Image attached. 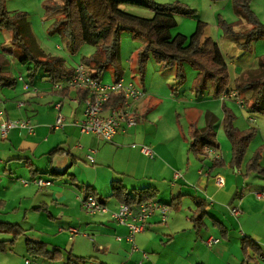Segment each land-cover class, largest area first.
I'll return each mask as SVG.
<instances>
[{
    "label": "crops",
    "instance_id": "obj_1",
    "mask_svg": "<svg viewBox=\"0 0 264 264\" xmlns=\"http://www.w3.org/2000/svg\"><path fill=\"white\" fill-rule=\"evenodd\" d=\"M232 70L229 65L230 77ZM248 70L257 71L255 65ZM235 72L234 81L244 73ZM196 74H191L192 82ZM20 76L24 81L18 80L16 87L0 88V102L7 119L29 121L34 131L14 129L7 137H0V201L4 203V207L0 206V220L19 224L30 239L61 250L63 259L59 262L25 259L26 248H17L20 239L25 247L22 237L8 254H0V264H67L69 254L95 260L81 264H255L244 261L240 241L250 236L264 252V197H256L257 192H264V181L254 176L244 179L243 170L236 172L228 166L232 146L223 130V115L208 109L202 111L197 122H191L180 111L188 109L186 103L193 104L199 96L190 90V96L184 99L185 88L177 96L167 88L160 93L158 88L167 82L154 76L148 84L145 76L142 83L145 97L134 104L136 127L108 142L93 134H82L76 125L84 117V105L74 101L77 92L69 91L63 97L50 86V81L43 82L46 79L43 74L27 89L24 75ZM229 88L231 92L225 94L224 101L240 105V100L233 96L235 87ZM207 93L208 90L204 95ZM150 99L157 104L146 107ZM58 103L63 104L66 118L60 130L54 128ZM206 112L218 118L217 139L221 159L226 164L212 171L213 159L208 156L199 161L191 155L187 137L191 123L199 129L205 126ZM251 121L256 122L253 118ZM143 146L152 150V157L142 153ZM92 151L95 163L87 160ZM20 159H29L37 175ZM52 170L66 173L55 177L50 175ZM177 173L181 177L176 178ZM218 176L224 178L223 186L217 184ZM36 178L53 184L40 188L34 184ZM115 181H121L129 191L154 188L158 193L155 201L168 207L173 199L180 197V200L177 206L170 207L166 222L156 214L131 243L126 239L128 227L111 220L109 214L89 215L82 206L90 188L111 212L116 211L120 203L110 198ZM195 200L205 201L207 213L205 227L198 231L191 220L197 209ZM235 206L241 210L238 216L231 213ZM215 221L228 230L225 239L213 225ZM211 238L219 241L209 246ZM257 264H264V260H258Z\"/></svg>",
    "mask_w": 264,
    "mask_h": 264
},
{
    "label": "trees",
    "instance_id": "obj_2",
    "mask_svg": "<svg viewBox=\"0 0 264 264\" xmlns=\"http://www.w3.org/2000/svg\"><path fill=\"white\" fill-rule=\"evenodd\" d=\"M211 1L215 2L216 0ZM233 3L239 22L246 23L249 28L236 32L234 26L228 24L220 16L218 25L223 31V37L234 41L242 50L251 51L253 43L264 41V23L252 10L251 0H233ZM122 6L148 9L153 15L151 18L139 17L126 12L121 8ZM43 9L48 20H53L49 27V33L59 35L65 41L66 48L71 54L78 53L84 45L95 49V53L90 57H83L80 64H85L92 71L94 79L100 83H104L103 74L105 71L113 73L114 81L123 79L121 39L124 33H128L133 39L142 41V46L137 51L141 83L145 79L146 65L152 59L161 70H173L174 79L171 84V92L174 96L179 94L186 82V65L192 67L197 73L191 88L197 97L204 95L209 86L213 87L215 98L222 99L225 94L228 95L231 92L228 63L218 42L205 36L206 23L198 20L196 31L190 37L172 34V31L178 26V17H198L197 11L184 3L161 4L155 0H47L43 4ZM28 19L27 12H9L5 8V0H0V30H7L12 36V47L5 51L16 58L20 65L28 67L26 88L33 86L39 74L46 76L53 86L57 82L70 79L74 75L75 68H67L63 58L44 51L32 31ZM9 64L8 59L4 54H1L0 88L12 89L18 84L19 78L8 72ZM255 70L257 71H246L237 78L234 81V91L237 93L236 98L242 102V105L244 104L243 107L248 110L249 114H262L264 113V56L259 58ZM55 91L60 92L63 97H67L69 94L68 89ZM77 96L79 106L85 105V101L91 97L90 92L86 89L79 90ZM123 103L122 95H113L105 104V108H118ZM62 109L63 104L58 110V114L65 117ZM222 110L223 130L232 146V158L228 166L236 172L243 170L242 177L244 179L254 176L264 181V167L262 166L264 145L257 148L245 163L247 151L256 138L258 129L250 127L240 131L235 126L237 117L225 101L222 102ZM205 121V126L201 129L195 123L190 124L187 136L191 142L189 153L199 161H203L208 158L207 149L212 148L217 152L219 158H212L211 171L219 167L224 168L226 164L221 159V145L217 139L218 118L214 113L206 112ZM20 160L31 170L33 175H37V171L34 170L29 159ZM65 173V170L60 172L52 170L50 175L59 177ZM262 193L264 192L262 191ZM89 194L94 195L99 202L104 204L102 198L98 197L96 192L90 191V188L87 190L86 196ZM157 195V190L154 188L129 191L121 181H115L111 186L110 198L120 204L137 209L141 204L155 201ZM179 200L180 197L173 199L170 207L177 206L176 203ZM195 201L197 209L193 212L191 220L194 229L198 231L205 227L204 219L207 213L205 201ZM0 206L4 207L2 201H0ZM213 225L220 231L223 239L228 236V230L223 224L215 221ZM26 233L27 231L19 224L0 220V235L10 237L8 240L0 239V253L10 251L23 237L26 253L31 259H44L49 262H59L63 259L61 250L50 249L46 244L30 239ZM240 247L245 262L257 264L258 260H264L262 246L252 237H243ZM87 261L95 262L91 257L82 259L69 254L67 264H81Z\"/></svg>",
    "mask_w": 264,
    "mask_h": 264
},
{
    "label": "rangeland",
    "instance_id": "obj_3",
    "mask_svg": "<svg viewBox=\"0 0 264 264\" xmlns=\"http://www.w3.org/2000/svg\"><path fill=\"white\" fill-rule=\"evenodd\" d=\"M47 0H5V8L9 12H27L29 14V21L32 26V31L39 42L40 46L44 49V51L53 56L61 57L65 60V64L67 68H75L82 62L83 57H90L95 53V49L89 45H84L80 49V51L76 54H71L66 48L65 41L59 35H51L49 33V27L53 20L49 19L45 16V11L43 9V4ZM157 3H173V2H181L192 9L197 11V18L191 17H178V29L176 28L174 33H181L186 36H191L197 25V21L201 20L207 24L206 29L204 31L205 36H209L215 41L218 42L221 51L228 63V66L233 67L231 71V81L230 85L234 86V79L236 77V70H241L242 73L256 65L259 58L264 56V41L260 40L253 43L251 51L242 50L238 45L228 39L223 37V31L219 27L218 18L220 16L221 19L225 20L228 24L234 26V30L236 32L244 31L249 26L246 23H240L239 18L234 10L233 0H216L215 2L211 0H155ZM123 10L133 15L143 17V18H151L153 13L144 8L135 7V6H122ZM251 8L254 13L257 15L259 20L264 23V0H251ZM11 33L7 30H0V55L4 54V56L9 61V70L8 72L12 74L14 77H19L20 73H22L27 80V67L20 65L17 62V59L12 55L7 53L5 49L12 47L11 43ZM142 46L141 40L133 39L130 34L124 33L121 39V64L124 79L126 82H134L137 86H139L143 90V84L141 83V77L138 72L137 65V51L138 48ZM60 48V49H58ZM249 71V70H248ZM173 70H161L160 67L154 62V60H150L146 65L145 76L147 77V82L150 84V80H153L154 76L160 77V80L164 83V86L159 87L158 91L160 93L167 88L169 92H171V84L173 83L174 74ZM186 73V82L183 85L185 88L184 99H188L190 96V90L192 88V79L191 74L195 73V70L192 67L186 65L185 66ZM23 77V76H22ZM156 78V77H155ZM49 82V79L43 80ZM104 83H113L114 76L111 71H105L103 74ZM47 82V83H48ZM50 86L53 87V83L49 82ZM163 85V83H162ZM8 89V88H5ZM181 91V90H180ZM213 87L209 86L208 93L209 95L199 96L197 100L191 104L187 102L188 109L181 110L180 114L182 116L187 114V120L191 122H197L199 115L202 114V111L210 109L211 111H215L218 115H223L222 110V102L226 100V98H215L213 94ZM249 97V95H247ZM204 99V100H203ZM143 100V99H142ZM203 102H202V101ZM246 100V99H245ZM227 105H232L230 108L235 113L237 119L235 121V126L240 130L244 131L250 127H256L259 129V133L255 138L254 142L250 145L245 160L250 159L257 148L264 145V113H253L249 114L246 108L240 107L239 104H234L231 102H225ZM136 104V103H135ZM157 102L153 99L148 100L145 103L146 107H152L156 105ZM167 105H170L168 103ZM183 109V108H181ZM252 116V117H251ZM255 119V123H251V119ZM184 119V118H183ZM18 121V120H11ZM246 163V162H245ZM121 164L119 160L118 165ZM264 167V166H263ZM67 175V174H66ZM45 180V179H44ZM255 188H257L255 186ZM170 209V207H169ZM1 240H8L10 237L7 235H0ZM20 245H17L18 250L19 247L24 249V241L23 239L19 240ZM19 246V247H18ZM4 254V253H0ZM8 254V253H7ZM25 259H31L27 253L25 255Z\"/></svg>",
    "mask_w": 264,
    "mask_h": 264
},
{
    "label": "built area",
    "instance_id": "obj_4",
    "mask_svg": "<svg viewBox=\"0 0 264 264\" xmlns=\"http://www.w3.org/2000/svg\"><path fill=\"white\" fill-rule=\"evenodd\" d=\"M23 80L20 76L19 81ZM27 87V86H26ZM54 90L64 91L68 89L70 92H77L81 89H86L90 92V98L85 101L84 118L78 121L76 125L79 127L82 134H93L98 136L104 141H112L119 133H125L128 130L136 127V113L134 110V104L141 101L145 97V92L137 86L134 82H126L124 79L114 81L113 83H100L94 79L92 71L85 65L79 64L74 69V75L66 80L57 82L53 86ZM122 95L124 97V103L122 106L113 109H106L105 104L110 100L113 95ZM233 96L237 97V93L234 92ZM225 98V95L223 96ZM78 103V96L74 100ZM240 105L242 102L240 101ZM61 103H58L56 108L60 110ZM65 125V117L62 114H58L54 128L59 130ZM14 129H26L29 133H33L34 127L29 121H11L5 117L4 109L0 103V137L5 138ZM143 154L152 157L153 152L148 147H141ZM94 151L87 155V160L91 163L94 161ZM206 153L213 159H218L217 152L210 148ZM181 177L180 173L176 174V178ZM219 186L224 185V178L218 176L215 178ZM34 184L40 188L52 186V181L36 178ZM256 197L261 199L264 197V193H256ZM82 206L84 211L89 215L101 214L110 215L111 220L118 224L124 225L129 229V235L126 239L134 243L135 236L145 230V223L148 219L152 218L156 214H160L161 221L166 222L170 209L168 206L156 201L147 202L141 204L137 209H134L126 204H120L116 211H110L106 205L98 201V199L92 195H87ZM231 213L234 216L241 214V210L238 207L231 208ZM118 240H121L119 237ZM219 239L211 238L208 241V245L218 242ZM134 249H137L134 246Z\"/></svg>",
    "mask_w": 264,
    "mask_h": 264
}]
</instances>
